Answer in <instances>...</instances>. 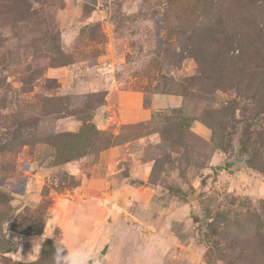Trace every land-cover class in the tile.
Returning <instances> with one entry per match:
<instances>
[{
  "label": "rangeland",
  "instance_id": "rangeland-1",
  "mask_svg": "<svg viewBox=\"0 0 264 264\" xmlns=\"http://www.w3.org/2000/svg\"><path fill=\"white\" fill-rule=\"evenodd\" d=\"M0 264H264V0H0Z\"/></svg>",
  "mask_w": 264,
  "mask_h": 264
},
{
  "label": "water",
  "instance_id": "water-1",
  "mask_svg": "<svg viewBox=\"0 0 264 264\" xmlns=\"http://www.w3.org/2000/svg\"><path fill=\"white\" fill-rule=\"evenodd\" d=\"M107 247L104 246L103 250H102V253H104L106 251Z\"/></svg>",
  "mask_w": 264,
  "mask_h": 264
}]
</instances>
